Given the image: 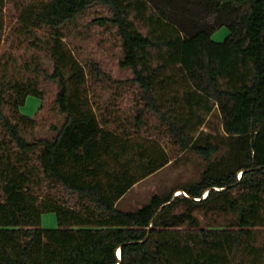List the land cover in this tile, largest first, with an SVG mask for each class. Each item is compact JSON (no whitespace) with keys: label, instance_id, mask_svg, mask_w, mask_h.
Wrapping results in <instances>:
<instances>
[{"label":"trees","instance_id":"trees-1","mask_svg":"<svg viewBox=\"0 0 264 264\" xmlns=\"http://www.w3.org/2000/svg\"><path fill=\"white\" fill-rule=\"evenodd\" d=\"M96 5L130 77L66 46V27ZM8 13L52 70L36 60L33 76L8 77L0 65V264H264V0H0V52ZM224 25L228 36L213 40ZM86 66L114 90L109 101L91 94ZM47 81L64 121L29 137L37 120L21 106L36 95L40 112ZM215 110L223 130L213 133ZM189 151L204 163L196 180L118 206ZM45 212L57 227L42 226Z\"/></svg>","mask_w":264,"mask_h":264},{"label":"rangeland","instance_id":"rangeland-1","mask_svg":"<svg viewBox=\"0 0 264 264\" xmlns=\"http://www.w3.org/2000/svg\"><path fill=\"white\" fill-rule=\"evenodd\" d=\"M11 14L16 13L14 3L8 5ZM106 9L96 5L84 14L79 16L74 22L70 23L65 30L66 46L72 50L75 56L83 64L97 61L100 67L109 73L113 78H126L132 75L131 70L120 66L121 42L113 28H106L94 22V19L100 15H106ZM11 14H7V36L1 45L0 65L6 67L8 77H31L34 72L31 70L35 66V61L39 60L49 70H52V60L47 50L35 46L24 35L13 31L14 19ZM229 28L224 25L215 30L212 39L223 41L229 34ZM43 35V31H40ZM87 67V86L91 94H96L97 101L107 102L113 89L107 88V85H97L92 82L89 67ZM93 83V84H92ZM47 104L39 112L42 99L36 95H29L25 104L21 106V112L32 117H36L37 125L33 134L29 137H50L55 131L53 125L60 127L64 121V115L57 112L54 108V97L57 87L54 83L46 82ZM121 107L119 115L122 119L124 114L130 112L133 104L132 98H120L117 100ZM39 112V113H38ZM204 130L208 132H217L223 130V119L218 110L210 116ZM163 143L170 147L171 143L167 137H164ZM204 168L202 158L189 151L180 156L176 161L169 163L156 173L148 176L134 185L123 198L118 206L125 210L136 209L145 203L154 193L165 192L171 188L178 187L186 182L196 180ZM183 189H176L174 196L183 193ZM200 217H203L199 213ZM42 226L54 228L58 226V219L55 212H45L42 215Z\"/></svg>","mask_w":264,"mask_h":264},{"label":"built area","instance_id":"built-area-1","mask_svg":"<svg viewBox=\"0 0 264 264\" xmlns=\"http://www.w3.org/2000/svg\"><path fill=\"white\" fill-rule=\"evenodd\" d=\"M181 194H186V192H185V191H183V193H181ZM118 255H119V251H118Z\"/></svg>","mask_w":264,"mask_h":264},{"label":"water","instance_id":"water-1","mask_svg":"<svg viewBox=\"0 0 264 264\" xmlns=\"http://www.w3.org/2000/svg\"><path fill=\"white\" fill-rule=\"evenodd\" d=\"M119 256V255H118Z\"/></svg>","mask_w":264,"mask_h":264}]
</instances>
